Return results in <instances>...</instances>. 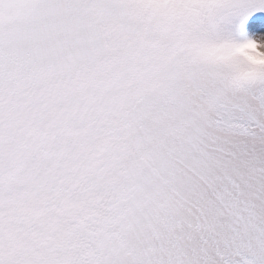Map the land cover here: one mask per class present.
Wrapping results in <instances>:
<instances>
[{
	"label": "snow or ice",
	"instance_id": "6c2138e0",
	"mask_svg": "<svg viewBox=\"0 0 264 264\" xmlns=\"http://www.w3.org/2000/svg\"><path fill=\"white\" fill-rule=\"evenodd\" d=\"M264 0H0V264H264Z\"/></svg>",
	"mask_w": 264,
	"mask_h": 264
},
{
	"label": "clouds",
	"instance_id": "9594fccd",
	"mask_svg": "<svg viewBox=\"0 0 264 264\" xmlns=\"http://www.w3.org/2000/svg\"><path fill=\"white\" fill-rule=\"evenodd\" d=\"M258 62H264V57H256Z\"/></svg>",
	"mask_w": 264,
	"mask_h": 264
}]
</instances>
